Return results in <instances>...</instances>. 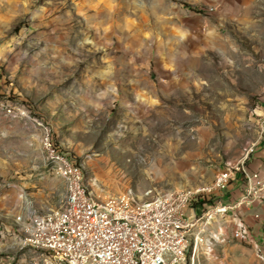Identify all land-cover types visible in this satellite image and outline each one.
Returning a JSON list of instances; mask_svg holds the SVG:
<instances>
[{
	"label": "rangeland",
	"instance_id": "374dc122",
	"mask_svg": "<svg viewBox=\"0 0 264 264\" xmlns=\"http://www.w3.org/2000/svg\"><path fill=\"white\" fill-rule=\"evenodd\" d=\"M42 126L101 201L213 184L264 138V0H0V184L17 207L0 225L19 238L0 237V264H44L16 218L65 202Z\"/></svg>",
	"mask_w": 264,
	"mask_h": 264
},
{
	"label": "built area",
	"instance_id": "2783aa9c",
	"mask_svg": "<svg viewBox=\"0 0 264 264\" xmlns=\"http://www.w3.org/2000/svg\"><path fill=\"white\" fill-rule=\"evenodd\" d=\"M56 153H61L57 146L56 151H51L52 159H56ZM70 165L79 170L75 163ZM239 175L244 176L246 185L245 193L238 200L235 211L222 212V209H215V203L210 204L202 215L193 209L190 211L195 203L208 205L209 198L227 191L239 179ZM81 181H86L82 172L80 186ZM221 181H228V188H213L211 184L208 197L203 200L188 201V197L183 195L169 196L167 201L163 202L162 212L148 215L145 222L139 224L123 220L120 210L115 206L112 212L96 210L82 195V203L79 204L76 216L62 222L42 219L43 223H53L54 235H39L44 238V245L39 249L45 251L47 257L61 261V256L49 252L52 242H60L68 249V254L77 258V264H171L173 255H182V264L188 234H195L187 232V225L202 222L204 217H212L214 221L218 219V214H225V218L232 216L264 199V174H251L247 163L223 171ZM94 187L98 195L99 192H105L100 186ZM123 195L126 197V194ZM181 202H188L187 211H180ZM33 209L30 208V212ZM80 236H87L84 250L75 249V242ZM245 238L251 239L250 233Z\"/></svg>",
	"mask_w": 264,
	"mask_h": 264
},
{
	"label": "bare ground",
	"instance_id": "6f19581e",
	"mask_svg": "<svg viewBox=\"0 0 264 264\" xmlns=\"http://www.w3.org/2000/svg\"><path fill=\"white\" fill-rule=\"evenodd\" d=\"M12 112V109L8 110L9 114H12ZM22 114L24 116L27 115L26 112H22ZM42 128V148L46 154V160L61 176L67 187L65 202L58 210L48 213H41L36 209H33L32 212H30V208L32 207L29 203L30 205L27 208L26 213L19 215L16 218V225L20 228L19 232L25 234L23 245L42 252V261L44 264H77V258L68 254V249L60 242H52V245H49V252H54L56 255L61 256V261L54 260L53 257H47L46 252L39 249L44 245V238L39 235H54L53 223H43L42 219L62 222L63 220H69L71 217L76 216L79 210V204L82 203V195L86 197L89 205L96 210L101 212H112L114 211L115 206L120 210L121 218L123 220H128L131 224H139L140 222H145L148 215H151L154 212H162L163 202H166L169 196L183 195V197H188V201H195L200 200V198L203 200L205 196H208L209 194V187H211V185L196 190H174L163 194H156L150 199H145L144 197L137 196L130 192L126 194V197L124 195H113L109 196L105 201H101L92 195L89 188L86 186L85 181H81L80 186L79 179L81 178V172L84 176L83 169L76 165L79 170H75L73 166L70 165L74 163L65 153L60 150L61 153H56V159L51 158V151H56V144H53L52 130L49 126H42ZM248 157L249 155L245 156L238 164L229 165L227 168L223 169L213 183V188L227 189L228 181H221L223 171H229L230 168L246 164L248 162ZM235 206H238V200L232 204H216L215 209H222V212H233L235 211ZM187 210L188 202H181L180 211ZM219 217H225V214H218V218ZM212 222V217H204L202 222H192V224L187 225V232L195 234H188V244L184 254V262L182 264H188V254L189 249L191 248V241H195L196 245H199V243L203 241L201 238V232L196 231L197 228L200 226L202 227L201 229H204ZM246 236H249V232L241 224L237 231H235L234 237L242 242H248L250 239L245 238ZM86 244L87 236H80L75 242V249L84 250ZM181 262L182 255L172 256L171 264H181Z\"/></svg>",
	"mask_w": 264,
	"mask_h": 264
},
{
	"label": "crops",
	"instance_id": "0c3cea01",
	"mask_svg": "<svg viewBox=\"0 0 264 264\" xmlns=\"http://www.w3.org/2000/svg\"><path fill=\"white\" fill-rule=\"evenodd\" d=\"M232 163H228V166ZM247 169L251 174L258 173L264 174V138L261 140L255 149L252 151ZM219 175V173H218ZM217 175V177H218ZM216 177V179H217ZM215 179V180H216ZM215 182V181H214ZM245 178L243 175H239V179L234 182L227 191L216 194L208 199V205L200 204L197 207L191 208L199 215H202L204 210L210 204H232L239 200L245 193ZM210 186V185H209ZM12 188V187H11ZM7 188L0 184V209L7 210L9 216L16 213L15 200L10 201V198H14L12 195V189ZM208 196H205V198ZM204 198V199H205ZM212 199V201H211ZM220 201V202H219ZM193 207V206H192ZM12 208V209H11ZM15 209V210H14ZM14 210V212H13ZM2 217V216H0ZM259 217V218H258ZM220 218V219H219ZM210 226L201 229L197 228V232H201L202 242L196 245L193 241V250L195 256L198 255L200 264H264V202H258L252 207L245 208L237 214H233L228 217H219ZM243 225L250 233L251 239L248 242H242L234 238L232 233L237 231L240 225ZM19 228V227H18ZM6 230V231H5ZM200 230V231H199ZM206 230V231H205ZM20 231V228L18 229ZM205 231V232H204ZM6 232L8 235L16 237L17 230L12 227L0 225V237L5 239ZM20 238V251H24V255L29 258V263L36 260L37 254L40 253L30 247L23 245V234ZM206 238H211L208 240ZM19 239V238H18ZM206 239V240H205ZM235 239V240H234ZM208 240V241H207ZM214 241L217 243L214 247ZM240 241V242H239ZM242 242V243H241ZM37 253V254H36ZM13 259H16L13 257ZM27 259H24V261ZM21 262V261H19ZM189 263V258H188ZM192 264H197L196 258L192 259Z\"/></svg>",
	"mask_w": 264,
	"mask_h": 264
},
{
	"label": "trees",
	"instance_id": "16d2710c",
	"mask_svg": "<svg viewBox=\"0 0 264 264\" xmlns=\"http://www.w3.org/2000/svg\"><path fill=\"white\" fill-rule=\"evenodd\" d=\"M71 160V159H70ZM200 200H202V198H200Z\"/></svg>",
	"mask_w": 264,
	"mask_h": 264
}]
</instances>
